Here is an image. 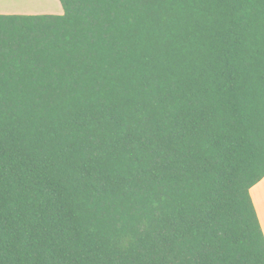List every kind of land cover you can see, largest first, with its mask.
<instances>
[{"label": "trees", "instance_id": "trees-1", "mask_svg": "<svg viewBox=\"0 0 264 264\" xmlns=\"http://www.w3.org/2000/svg\"><path fill=\"white\" fill-rule=\"evenodd\" d=\"M0 15V264H264V0H58Z\"/></svg>", "mask_w": 264, "mask_h": 264}, {"label": "crops", "instance_id": "crops-1", "mask_svg": "<svg viewBox=\"0 0 264 264\" xmlns=\"http://www.w3.org/2000/svg\"><path fill=\"white\" fill-rule=\"evenodd\" d=\"M33 1L34 3H37L38 0H33ZM5 3H7V1L0 0V15H39V13L37 12H40L34 10L5 11L3 10L5 9V7H7V4ZM44 6L46 7V9H49V1L47 2V5ZM55 8L57 7L55 6ZM53 10L54 9L52 8L51 11ZM56 13L57 14H53V15H61L63 11L60 9V7H58ZM45 14H52V13L45 12L41 15H45ZM250 196L264 234V178L258 184H256L254 187L251 188Z\"/></svg>", "mask_w": 264, "mask_h": 264}, {"label": "rangeland", "instance_id": "rangeland-1", "mask_svg": "<svg viewBox=\"0 0 264 264\" xmlns=\"http://www.w3.org/2000/svg\"><path fill=\"white\" fill-rule=\"evenodd\" d=\"M7 1V7H5V11H16V10H34V11H40L37 12L39 15L49 12L52 14H57L56 10H58V7L62 10L61 4L58 0H38L37 3H34L33 0H4ZM49 1V9H46L44 5H47V2ZM54 6V7H53ZM55 6L57 8H55ZM54 9L51 11V9Z\"/></svg>", "mask_w": 264, "mask_h": 264}]
</instances>
